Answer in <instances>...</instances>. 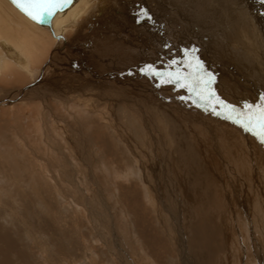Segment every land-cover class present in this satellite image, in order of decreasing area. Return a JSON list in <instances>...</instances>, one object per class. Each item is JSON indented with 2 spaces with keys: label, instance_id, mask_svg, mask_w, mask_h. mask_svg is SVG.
I'll use <instances>...</instances> for the list:
<instances>
[{
  "label": "bare ground",
  "instance_id": "6f19581e",
  "mask_svg": "<svg viewBox=\"0 0 264 264\" xmlns=\"http://www.w3.org/2000/svg\"><path fill=\"white\" fill-rule=\"evenodd\" d=\"M184 1L0 0V264H264V3Z\"/></svg>",
  "mask_w": 264,
  "mask_h": 264
},
{
  "label": "water",
  "instance_id": "95a60500",
  "mask_svg": "<svg viewBox=\"0 0 264 264\" xmlns=\"http://www.w3.org/2000/svg\"><path fill=\"white\" fill-rule=\"evenodd\" d=\"M27 18L38 25L49 26L58 12L64 11L74 0H8Z\"/></svg>",
  "mask_w": 264,
  "mask_h": 264
},
{
  "label": "rangeland",
  "instance_id": "374dc122",
  "mask_svg": "<svg viewBox=\"0 0 264 264\" xmlns=\"http://www.w3.org/2000/svg\"><path fill=\"white\" fill-rule=\"evenodd\" d=\"M192 1H193V0H185L183 6L186 5V4H187V6H190V5L192 4ZM263 3H264V0H263ZM217 6H218V9H217L218 12H214V8H213L212 6H210V7H212V9H208V10H207V11H208V15H211V16H210L211 19H216V20H217V19L220 17V14H219V8H220V5H217ZM184 7H185V6H184ZM180 10L182 11L181 8H180ZM211 10H212V12H211ZM184 12H187V11H184ZM214 15H215V16H214ZM172 16H173V15H172ZM186 17H187L188 19H189V18L191 19L190 16H186ZM212 17H213V18H212ZM190 19H189V20H190ZM219 24H220V23H218V25H219ZM220 26H221V24H220L219 26H217L216 28H219ZM221 28H222V30H224V27H223V26H221ZM179 29H180V28H179ZM172 30H173V29H172ZM202 31L204 32V31H206V29H204V30H202ZM213 37L215 38V33H211L210 36H209V38H211V39L214 40ZM185 40H187V39H185ZM168 47H170V46H168ZM172 47H173V46H172ZM172 47H170V48H172ZM170 48H169V50H170ZM190 52H191V51H190ZM190 54H192V53H190ZM111 67H113V66H111ZM114 69H115V70H119V68H116V67H115ZM119 71H120V70H119ZM125 76H128V75L125 74ZM120 78H121L120 76H117V77H116V79H120ZM105 80H106V79H105ZM108 80H112V79H111V78H108ZM171 86H172V85H171ZM160 88L162 89V87H160ZM161 89H160V90H161ZM174 89H175V88H174ZM157 90L160 91L159 89H156V91H157ZM172 90H173V89H172ZM173 91H174V92H172V91H169V92H168V90L165 91V89H164V90L162 89V93H163V92H168V94H169V93H170V94H177V93H178L177 95H179V91H177V90H173ZM221 91L223 92V94H224L225 96L227 95V93H229V92L226 91L224 88H221ZM162 93H161V94H162ZM168 96H169V95H167V97H168ZM187 96H188V94H187ZM191 101H192V100H190V103H193V102H194V100H193V102H191ZM183 102H184V101H183ZM187 102H189V100H188V101L185 100V104H186ZM254 106H256V105H254ZM204 107H205V108H204ZM206 107H207V108H206ZM202 109H204V112H206V111L208 112V111H209V110H207V109H208V106H204V105H203ZM204 112H203V113H204ZM207 112H206L205 114H207ZM121 175H122V174H120L121 181L125 180V179L127 178V176H129L127 173H126V174H123L122 176H121ZM113 177H114L116 180H119V179H120V178H119L118 176H116V175H114ZM122 179H123V180H122ZM158 210H159V209H158ZM160 211H161V212H160ZM159 212L162 213V209H160ZM163 212H164V211H163ZM93 248H94V249H93ZM88 249H91V251H92V253H90V254H92V255H90V256H92V257H91L90 259H91L95 264H101V263L98 262L97 257H96V254H95V253H96V250H95L96 248H95L94 246H93V247L89 246ZM94 252H95V253H94ZM146 257H147V256H146ZM94 258H95V259H94ZM77 259H78V258H77ZM77 259H76L74 262H75L76 264H80V262H81V264H82V261H81V260H78V261H77ZM143 259H144L145 261H144ZM143 259H142L143 261L140 262V260H139V261H137L136 263H137V264H151V263H152V259H150V258H143ZM149 260H150V261H149ZM59 261H62V256L59 258ZM92 261H91V262H92ZM72 262H73V261H72ZM77 262H78V263H77ZM142 262H143V263H142ZM75 263H73V264H75ZM94 263H93V264H94ZM70 264H72V263H70ZM89 264H91V263H89Z\"/></svg>",
  "mask_w": 264,
  "mask_h": 264
}]
</instances>
